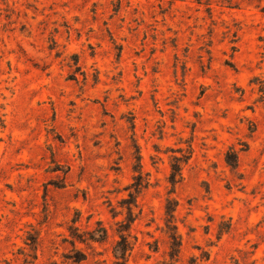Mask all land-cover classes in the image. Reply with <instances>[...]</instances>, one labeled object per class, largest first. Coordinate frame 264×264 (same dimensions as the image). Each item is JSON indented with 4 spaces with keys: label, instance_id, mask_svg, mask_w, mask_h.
<instances>
[{
    "label": "rangeland",
    "instance_id": "obj_1",
    "mask_svg": "<svg viewBox=\"0 0 264 264\" xmlns=\"http://www.w3.org/2000/svg\"><path fill=\"white\" fill-rule=\"evenodd\" d=\"M263 8L0 0V264H264Z\"/></svg>",
    "mask_w": 264,
    "mask_h": 264
},
{
    "label": "trees",
    "instance_id": "obj_2",
    "mask_svg": "<svg viewBox=\"0 0 264 264\" xmlns=\"http://www.w3.org/2000/svg\"><path fill=\"white\" fill-rule=\"evenodd\" d=\"M264 9V8H263ZM264 12V10L262 11ZM185 157V156H184ZM180 158L174 157L173 161L170 164V173L168 176V182L171 185V190L169 193L173 192L174 186L181 179V166H180ZM185 162V161H184ZM143 187L142 175L140 172L134 176L132 183L127 187V197L122 199L123 204L125 205L126 214L123 220L119 221V240L116 241L113 246V256L115 258L114 264H127V253L131 248L130 236L128 234V230L132 222L133 218V209L137 207L136 197L137 194L140 193V188ZM171 204L174 207H171ZM176 202L170 199H166L165 204V229L168 235V252L167 257L169 258V262H176L179 256L180 247H181V239L179 234L177 233L176 225L174 222V210H175ZM70 236L74 241L83 242L82 236L78 233V229L74 226L69 228ZM80 261V258H76ZM162 264H171L165 263Z\"/></svg>",
    "mask_w": 264,
    "mask_h": 264
}]
</instances>
